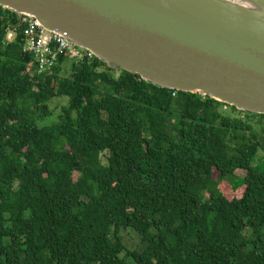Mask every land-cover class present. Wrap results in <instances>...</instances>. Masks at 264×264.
I'll return each instance as SVG.
<instances>
[{"label": "trees", "instance_id": "16d2710c", "mask_svg": "<svg viewBox=\"0 0 264 264\" xmlns=\"http://www.w3.org/2000/svg\"><path fill=\"white\" fill-rule=\"evenodd\" d=\"M23 31L0 6V264H264V114L98 57L38 73Z\"/></svg>", "mask_w": 264, "mask_h": 264}, {"label": "water", "instance_id": "95a60500", "mask_svg": "<svg viewBox=\"0 0 264 264\" xmlns=\"http://www.w3.org/2000/svg\"><path fill=\"white\" fill-rule=\"evenodd\" d=\"M113 68L264 114V0H0Z\"/></svg>", "mask_w": 264, "mask_h": 264}, {"label": "built area", "instance_id": "2783aa9c", "mask_svg": "<svg viewBox=\"0 0 264 264\" xmlns=\"http://www.w3.org/2000/svg\"><path fill=\"white\" fill-rule=\"evenodd\" d=\"M20 25L24 27V51L34 55L38 73L53 71V68L63 63L64 59L70 62H83L97 57L92 51L72 43L63 35L48 30L36 18L20 16ZM9 39L12 40L10 37ZM176 94L175 91L174 95Z\"/></svg>", "mask_w": 264, "mask_h": 264}, {"label": "rangeland", "instance_id": "374dc122", "mask_svg": "<svg viewBox=\"0 0 264 264\" xmlns=\"http://www.w3.org/2000/svg\"><path fill=\"white\" fill-rule=\"evenodd\" d=\"M13 33V32H10L9 35ZM10 38L13 39V34H11L9 36ZM120 73V71L118 70L116 72V74L118 75ZM69 102V98L68 97H60V98H56L54 99L51 104H50V108L53 110V115L51 117H49L45 122L44 124H52L53 122L57 121L62 110H63V107H65ZM105 160V157L103 158ZM245 171L244 170H237L234 177L232 178V180H234L235 182H239L241 178H243L245 176ZM218 176V172L215 171L214 172V178H216ZM220 188L221 190L225 191L226 192V189H229L231 187V184L229 183L228 180H223L221 183H220ZM241 186V185H240ZM239 186V187H240ZM238 187V188H239ZM243 190V187L239 188L238 191H237V194L240 195L241 191Z\"/></svg>", "mask_w": 264, "mask_h": 264}]
</instances>
